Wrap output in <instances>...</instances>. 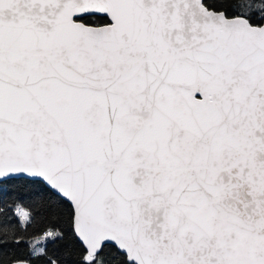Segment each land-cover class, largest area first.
Masks as SVG:
<instances>
[{"label": "snow or ice", "instance_id": "snow-or-ice-1", "mask_svg": "<svg viewBox=\"0 0 264 264\" xmlns=\"http://www.w3.org/2000/svg\"><path fill=\"white\" fill-rule=\"evenodd\" d=\"M0 264H264V0H0Z\"/></svg>", "mask_w": 264, "mask_h": 264}]
</instances>
